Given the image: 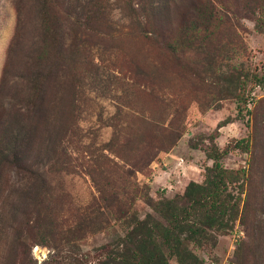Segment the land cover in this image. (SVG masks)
Segmentation results:
<instances>
[{
	"label": "trees",
	"instance_id": "obj_1",
	"mask_svg": "<svg viewBox=\"0 0 264 264\" xmlns=\"http://www.w3.org/2000/svg\"><path fill=\"white\" fill-rule=\"evenodd\" d=\"M242 2L245 5L239 7ZM67 3L68 0H41V42L32 54L17 40L22 19L16 10L17 30L14 42L6 50L0 77V149L10 148L9 155L0 158L2 193L12 170L34 172L46 137V116L50 109L54 110V128L58 133L53 164L67 171L74 164L67 146L76 134V110L72 99L67 100L66 92L59 99L55 96L56 67L61 60L57 38L51 33L55 24L68 19ZM241 9L246 12L243 16L255 12L264 16V0H171L164 14L139 18L148 45L135 49L133 46L126 58L128 71L117 65V71L130 79L135 90L130 121L109 141V146H114L110 156L100 163L85 159L81 164L96 195L86 206L76 207L67 194L55 195L50 191L40 194L34 204L20 209L16 242L0 248V264H34L30 257L33 245L53 249L75 246L77 240L113 225L122 227L123 234L100 248L99 264H171V260L176 264H205L195 249L214 243L217 235L232 230L236 221L245 226L246 240L241 247H247L239 262L254 264L252 244L257 235L264 234V220L256 217L258 212L264 215V193L256 203L258 185L253 172L228 168L222 163L233 150L250 153L252 134L234 138L223 147L214 142L215 135H210L204 153L211 164L204 166L202 182L189 181L182 194L173 198L154 199L147 189L143 196L152 212L139 216L133 208L137 195L144 191L133 180L135 171L148 165L159 151L170 148L180 137L174 125L175 116L185 107V100L197 97L199 89L211 86L209 78L219 72L226 84L236 87L239 118L243 120L244 113H252L248 108L247 86L250 82L264 83V74L239 69L227 62L226 57L244 46L237 37L236 22L231 21L240 16ZM106 13L107 0H93L78 23L93 37L123 38L118 33L109 34ZM32 62H43L48 67L36 74L27 95L14 87L17 98L24 101L20 116L30 132L28 146L21 151L14 121L7 123L3 119L6 111L3 99L10 88L6 82L8 71L28 70ZM11 109L19 111L16 107ZM245 123L249 125L248 119Z\"/></svg>",
	"mask_w": 264,
	"mask_h": 264
},
{
	"label": "rangeland",
	"instance_id": "obj_2",
	"mask_svg": "<svg viewBox=\"0 0 264 264\" xmlns=\"http://www.w3.org/2000/svg\"><path fill=\"white\" fill-rule=\"evenodd\" d=\"M92 1L68 0V19L51 28L52 35L58 41L57 49L61 60L56 67L58 82L55 96L59 99L61 93L66 92L67 100L72 99L76 110V134L67 146V152L71 154L74 164H71L68 171L60 170L53 164L58 133L54 128V110L50 109L46 116L48 118L46 137L38 152L34 172L29 174L12 170L5 192H0V248L4 244L16 242L15 227L20 209L34 204L38 196L45 191L55 195L67 194V198L76 207H84L92 201L96 190L81 164L85 159L100 163L112 154L114 146L111 144L109 146V141L116 138L118 130L130 121L133 111L132 98L135 90L130 79L117 71V65L121 64L124 70L128 71L126 58L130 52L137 46L148 45L146 35L142 34L143 25L139 18L142 15L164 14L171 0H107L108 32L111 35L121 34L124 36L121 39L93 37L80 26L78 18ZM241 5L245 3L242 2L239 7ZM17 9L22 19L17 38L19 45L24 46V49L32 54L36 52L41 42L43 15L41 0H0V77L6 61V50L14 42ZM241 11L240 16L236 19L231 17V21L236 22L237 37L244 46L236 48L226 56L227 62L244 71L249 70L262 75L264 16L257 12L243 16L246 12L243 9ZM47 67L46 63L32 62L28 70L13 68L8 71L6 77L7 87L10 88L3 99L6 108L3 119L7 123L14 121L13 129L17 133L21 151L28 146L30 132L20 116V112L25 108L24 101L17 98L14 87L20 88L22 93L27 95L36 74ZM218 73L208 79L211 86L199 89L197 97L185 100V107L175 116L174 125L180 132V137L175 143L170 148L159 151L148 165L135 171L133 180L144 190L137 195L133 206L139 216L152 212L143 196L147 189L154 199L173 198L182 194L189 181L202 182L204 166L211 164L204 153V148L209 145L210 135H215L214 142L223 147L234 138L252 134L250 153L233 150L222 159V163L228 168H245L248 172L252 171L253 180L258 185L255 189L258 195H255L254 199L256 203L262 200L264 83L248 84V108L252 113L249 115L244 113L245 119L242 120L237 116V103L234 97L236 87L226 84L222 74ZM164 79L163 73L162 80ZM155 106L156 103L152 102V107ZM13 107L19 111L13 112L11 109ZM246 119L249 122L248 126L245 123ZM9 153V147L1 148L0 158ZM256 215L259 220H264L261 212ZM122 229L118 225H113L77 240L75 246L63 245L53 249L47 245L36 244L31 247L30 257L34 264L55 262L99 264L97 261L101 253L100 248L112 244L122 236ZM244 240L245 226L236 221L232 230L217 235L214 243H207L195 251L205 264H241L239 259L247 252V247H241ZM253 246L254 264H264V234L255 237ZM171 264L176 262L171 260Z\"/></svg>",
	"mask_w": 264,
	"mask_h": 264
},
{
	"label": "built area",
	"instance_id": "obj_3",
	"mask_svg": "<svg viewBox=\"0 0 264 264\" xmlns=\"http://www.w3.org/2000/svg\"><path fill=\"white\" fill-rule=\"evenodd\" d=\"M240 233H242V232H240ZM35 250H37V247H35ZM225 264V263H224ZM226 264H228V263H226Z\"/></svg>",
	"mask_w": 264,
	"mask_h": 264
}]
</instances>
